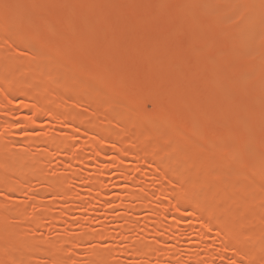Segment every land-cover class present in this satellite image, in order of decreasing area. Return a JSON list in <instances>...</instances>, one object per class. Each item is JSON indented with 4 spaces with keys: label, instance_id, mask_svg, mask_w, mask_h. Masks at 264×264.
Returning a JSON list of instances; mask_svg holds the SVG:
<instances>
[{
    "label": "rangeland",
    "instance_id": "obj_1",
    "mask_svg": "<svg viewBox=\"0 0 264 264\" xmlns=\"http://www.w3.org/2000/svg\"><path fill=\"white\" fill-rule=\"evenodd\" d=\"M0 23V66L27 76L0 83V264H264V0H0ZM47 72L61 92L33 117ZM107 112L113 134L137 125L158 148L96 140ZM206 203L251 223L204 224Z\"/></svg>",
    "mask_w": 264,
    "mask_h": 264
},
{
    "label": "bare ground",
    "instance_id": "obj_2",
    "mask_svg": "<svg viewBox=\"0 0 264 264\" xmlns=\"http://www.w3.org/2000/svg\"><path fill=\"white\" fill-rule=\"evenodd\" d=\"M221 20H222V19H221ZM2 21H3V20H2ZM237 22H238V21H237ZM1 23H2V22H1ZM1 23H0V24H1ZM215 23H216V22H215ZM219 23H221V22H219ZM1 25L3 26L4 23L1 24ZM1 25H0V26H1ZM6 25H7V24H6ZM238 25H239V23H238ZM2 26H1V27H2ZM3 27H4V26H3ZM257 27H258V26H257ZM9 28H10V27H9ZM3 29L5 30V28H3ZM240 29H241V28H240ZM244 29H245V27H244ZM6 30H7V28H6ZM18 30H19V29H18ZM241 30H243V29H241ZM243 31H245V30H243ZM15 32H16V31H15ZM13 33H14V31H13ZM18 33H19V32H18ZM18 35H19V34H18ZM259 42H260V41H259ZM27 44H29V43L27 42ZM259 44H260V43H259ZM29 45H30V44H29ZM28 47H30V46H28ZM31 48H32V46H31ZM40 49H42V48H40ZM43 49H45V48H43ZM38 50H39V49H38ZM45 50H46L47 52H49L47 48H46ZM45 50H40V51H45ZM30 51H31V49H30V50L28 49V52H29V53H31V52L33 53V51H31V52H30ZM40 51H38V53H39ZM34 52H35V51H34ZM29 55H31V54H29ZM49 55H51V54H49ZM40 56H41V55H40ZM31 57H32V56H31ZM41 57H42V56H41ZM27 58H28V56H27ZM32 58H33V57H32ZM35 58H36V57H35ZM7 60H8V59H7ZM7 60L5 61L6 63H7L8 61H10V59H9L8 61H7ZM27 61H28V60H27ZM10 62L12 63V61H10ZM10 62H8L7 64H10ZM15 62H16V61H15ZM21 62H22V61H21ZM29 62H30V61H29ZM6 63L3 62V63L1 64V66H0V67H1V69H0V79H4L5 82H6V83H5V82L3 81V83H2V82H1L2 80H0V83L2 84V87H3V88H4V86H3L4 84H5V86H7L8 84L12 85L10 82H8V81H6V80L10 79L9 77H11V79H13V81H12V83H13V82L15 81V77H14V75H16V74L18 75V77H17V75H16V77L18 78V80H20V81H21V80H22V81L25 80L24 78L27 77V76H26L27 74L25 75L26 77H24L23 75L20 76L19 73H17L18 71H16V69L12 68L13 66H14V67H18V66L21 67L20 64L18 65V64H16V63L13 62L12 64H15V65H12V64H11L10 66L7 65V67H8L7 69H8V73H9V74H7V73H5L4 68H3V66H4ZM18 63H19V62H18ZM23 64H24V63H23ZM16 65H17V66H16ZM25 65H26V64H25ZM27 65H28V64H27ZM4 67L6 68V65H5ZM22 67H23V65H22ZM29 67H30V66H29ZM2 68H3V69H2ZM23 68H24V67H23ZM27 68H28V66H27ZM7 69H5L6 72H7ZM13 69H14V70H13ZM11 70L14 71V72H12ZM25 70H26V68H25ZM9 71H10V72H9ZM33 71H34V70H33ZM33 71H32V72H33ZM47 71H48V70H47ZM19 72H20V71H19ZM30 72H31V71H29V73H30ZM50 72H51V71H50ZM50 72H47V73H49V74H47L46 77H47L48 75L50 76ZM11 73H13V74H11ZM14 73H15V74H14ZM2 74H3L4 76H3ZM31 74H32V73H31ZM31 74H28V75L30 76V77H29V80H30V78H31ZM44 74H45V73H44ZM51 74H52V73H51ZM1 75H2V78H1ZM5 75H6V76H5ZM8 75H9V76H8ZM19 76H20V77H19ZM22 76H23L24 78H23ZM51 76H52V75H51ZM51 76H50V77H51ZM53 77H54V76H53ZM17 78H16V81H17ZM20 78H21V79H20ZM47 78H48V80H47V79H43V80H42L43 82H44L45 80H47V82H48L47 84H44L42 81H40L39 78H38L36 81H34V82H36L37 84H33L34 82L31 83V85L33 84V86H34V88H35V87L39 84V82H42L41 84H39V85L36 87V89H35V90H36V94L33 95V97H30L31 93H30V95H28L29 98H33L32 100H34V101H33V102H34V106H33V108H32V106H31L32 111H33V114H32L33 117L38 116L39 113H40L41 111L44 110V109L41 107V105H40L41 103H40L39 101L42 99L41 102L43 103V101L45 100V99L43 100V98H46V95H45L46 93H47V95H48V97H47L48 100H49L50 96H51L53 93H54V96H55V92H53V91L56 90V86H55V88H54V87H52L53 85H48V84H51V82H52V83H55V81H54V82H53V81H50V83H49V80H51V78H50V79H49V77H47ZM26 80H27V83L29 82V84H30L31 80L28 81V78H27ZM10 81H11V80H10ZM20 81H19V84H21ZM7 82H8V83H7ZM15 83H18V82H14L13 85H12L13 87L18 85V84H15ZM22 83H25V81H23ZM22 85H23V87H22ZM22 85H20V88H19L17 91H21V92H23V91L25 90V88H26V87L24 88L25 85H24V84H22ZM35 85H36V86H35ZM55 85H56V84H55ZM27 86H28V85H27ZM92 86H93V85H92ZM92 86L90 85L91 88H90V87H88V88H90V90H92ZM0 87H1V86H0ZM2 87H1V88H2ZM31 87H32V86H31ZM31 87H30V88H31ZM95 87H96V86H95ZM15 88H16V87H15ZM53 88H54V89H53ZM21 89H22V90H21ZM95 89H96V88H94V92H95ZM11 90H12V87H11V89H9V91H10L9 95L12 94V92H13V93H14V92H17V91H12V92H11ZM51 90H53V91H51ZM96 90H98V89H96ZM49 91H50L52 94H49V93H50ZM56 91H57V90H56ZM78 91H79V90H78ZM7 92H8V89H7ZM57 92H59V90H58ZM60 92H61V91H60ZM60 92H59V93H60ZM75 92H76V91H75ZM75 92H74V93H75ZM85 92H86V91H85ZM17 93H19V92H17ZM17 93H15V94L17 95ZM24 93H27V91L24 92ZM24 93H21V94H24ZM28 93H29V92H28ZM76 93H77V92H76ZM78 93H79V92H78ZM87 93H88V92H87ZM87 93H86V94H87ZM41 94H42V96H41ZM81 94H82V93H81ZM84 94H85V93H84ZM88 94H89V93H88ZM91 94H93V93H91ZM97 94H98V93H97ZM6 95H7V93H6ZM59 95H60V94H59ZM59 95H57V96L61 99V97H60ZM64 95H65L64 97H66V95L68 96V95H70V94H69V93H68V94L65 93ZM71 95H72V94H71ZM75 95H76V94H75ZM77 95H78V94H77ZM94 95H95V94H94ZM11 96H12V95H11ZM24 96H25V95H24ZM31 96H32V95H31ZM91 96H92V95H91ZM106 96H107V95H106ZM41 97H42V98H41ZM58 97H57V98H58ZM68 97L70 98V96H68ZM68 97H66V98L68 99ZM75 97H76V99L73 97V99H74L73 101H75V100H81V99L84 98V97H81V99H80V98H79V97H80L79 95H78V97H77V96H75ZM66 98H63V97H62V99H66ZM78 98H79V99H78ZM85 98H86V99H85ZM85 98H84L83 100H81V101L86 100V101H84V102H85V104H86V103L88 104V103L90 102V100H91V99H90V98H91L90 95H89V97H88V96H85ZM92 98H93V97H92ZM106 98H107V97H106ZM67 99H66L65 101H67ZM70 100L72 101L71 98H70ZM46 101H47V100H46ZM73 101H72V102H73ZM4 102H5V101L2 102V106H3V103H4ZM63 102H64V101H63ZM111 102H112V101H111ZM111 102H110V103H111ZM38 103H39V104H38ZM45 103H46V102H45ZM48 103H49V102H48ZM110 103H108V104H110ZM67 104H68V102H67ZM73 104H74V103H73ZM69 105H70V103H69ZM89 105H90V104L87 105L88 108H89ZM71 106H72V105H71ZM107 107H108V106H107ZM110 108H111V107H110ZM112 108H113V107H112ZM69 109H70V108H69ZM72 110H74V109L72 108ZM132 110H133V109H132ZM32 111H31V112H32ZM106 111H108V110H106ZM106 111H104V112L106 113ZM109 111L111 112V110H109ZM122 111H123V110H122ZM58 112H59V111H58ZM65 112H67L66 114H68V110H67V111H65V110L63 111V113H65ZM70 112H71V111L69 110V113H70ZM72 112H73V111H72ZM112 112H113V110H112ZM116 112H117V110H116ZM118 112H119V111H118ZM120 112H121V111H120ZM130 112H131V111H130ZM52 113H53V114H56V115H59V114H57V112H56V113L52 112ZM105 113H103L104 116L102 115L103 118L101 117V120H102V121H100V122H102L101 124L106 123V121H108V119L111 118V117L108 118V117L111 115V113H110V115H108V112H107V115H105ZM114 113H115V112H114ZM128 113H129V112H128ZM128 113H127V114H128ZM60 114H61V113H60ZM71 114H72V113H71ZM117 114H118V113H117ZM117 114H116V115H117ZM123 114H124V113H123ZM123 114H122V115H123ZM133 114H135V117L138 118V116L136 115L137 112L134 111V113H132V115H131V120H133V118H134ZM34 115H35V116H34ZM118 115H119V114H118ZM122 115H121V117L124 116V115H123V116H122ZM129 115H130V114H129ZM106 116H107V117H106ZM111 116H112V115H111ZM68 117H69V116H68ZM75 117H76V116H75ZM150 117H151V116H150ZM73 118H74V116H73ZM73 118H72V119H73ZM77 118L81 120V118H79V116H78ZM105 118H106V121L103 120V119H105ZM112 118H113V117H112ZM112 118H111V119H112ZM151 118H152V117H151ZM78 119H77V120H78ZM134 119H135V118H134ZM153 119H154V118H153ZM75 120H76V119H75ZM77 120H76V122H77ZM80 120H79V121H80ZM86 120H87V119H86ZM139 120H140V116H139ZM147 120L150 121L151 119H147ZM73 121H74V119H73ZM79 121H78V122H79ZM82 121H84V119H83ZM82 121H80V122H82ZM104 121H105V122H104ZM134 121H136V119H135ZM149 121H148V122H149ZM151 121H152V120H151ZM151 121H150V122H151ZM80 122H79V123H80ZM118 122H119V121H118ZM118 122H117V124H119ZM120 122H121V121H120ZM132 122H133V121H132ZM135 123H136V122H135ZM135 123H132V124H135ZM82 124H84V122H82ZM78 125H79V124H78ZM104 125L107 127V129L105 130V133H107V136L109 135V137H105L106 135H105L104 131H102L103 128L105 129V126L103 127L102 125H100V126H99L100 129L98 128V131L100 130L101 132L97 133V135H99V136L95 137L96 140H100V139L105 140L106 138H107V140H112L114 137L117 138V139H118V138H121V137H125V135L119 137L120 135H123V134H124V133H123V130H124V129L122 130V127L125 128V126H121V124L117 125L116 128H118V132H117V129L115 128L117 133H116V134H113V133H115V131H114V132H113V131L111 132V130H110L111 128L109 129L108 126H107V124H104ZM122 125H123V122H122ZM135 125H136V124H135ZM101 126H102V128H101ZM131 126H132V125H131ZM132 127H133V126H132ZM132 127H130V129H125V131H128V130L130 131ZM136 127H137V125H136ZM136 127H134V129L132 128V130H131L132 132L130 131L131 133L129 134L130 138H132L133 140H132V139H129V138H128L129 136H127V137L124 138V139L128 138V139L130 140V142H128V143H130V145H128V143L125 144L126 148H125V146H124L123 150H122V148L119 147V148H120L119 150L121 151V154L124 153V154H126V155H129V154H130V149H132L133 147H135L136 143H138V146H137V147H140L138 151H140V149H141V152H142L143 149H145L146 152H148L147 150H148L150 147H151V148H150L151 150H152V148L154 149L153 146H155V148H158V147H156L157 145H153V146H151L153 142H154V143L157 142V141L155 142L154 140H153L152 143H150V142H151V140H150V141H149L150 144H148V145H149V146H148L147 143L145 142L146 139H147L145 136H147V135H146V134H141V133L138 131V129H136ZM128 128H129V127H128ZM115 129H114V130H115ZM107 130L110 131V132H107ZM133 130H134V131H133ZM138 132L140 133V137L137 135ZM120 133H123V134H120ZM139 133H138V134H139ZM125 134L128 135L127 133H125ZM168 134H170V133H168ZM171 134H172V133H171ZM171 134H170V135H171ZM94 135H95V134H94ZM111 135H113V136H111ZM142 135H143V136H142ZM166 135H167V134H166ZM110 136L113 137V138H110ZM116 136H118V137H116ZM134 136H135V137H134ZM168 136H169V135H168ZM144 137H145V138H144ZM166 137H167V136H166ZM97 138H98V139H97ZM109 138H110V139H109ZM135 138H136V139H135ZM140 138H141V139H140ZM142 138H144V139H143L144 141L142 140ZM148 138H149V136H148ZM152 138H153V137H152ZM152 138H151V139H152ZM170 138H171V137H170ZM170 138H169V139H170ZM50 139H51V138H50ZM117 139H114V140H116V142H117V141H118ZM124 139L122 138L123 142L126 143V142H125L126 140L124 141ZM128 139H127V141H128ZM149 139H150V138H149ZM166 139H167V138H166ZM166 139H165V140H166ZM114 140H112V141L114 142ZM120 140H121V139H119V142H120ZM135 140H136V141H135ZM140 140H142V141H140ZM178 140H179V139H178ZM181 140H183V139L181 138ZM45 141H46V140H43V143H44ZM52 141H53V140L51 139V142H52ZM133 141H135V142H133ZM51 142H49V140H47V143L45 142L46 144H44V145H45V146H46V145H47V146H50L51 144H53V143H51ZM123 142H120V144H121V143L123 144ZM147 142H148V139H147ZM166 142H167V141H166ZM142 143H143L144 145H143ZM145 143H146V144H145ZM154 143H153V144H154ZM167 143H168V142H167ZM183 143H186V142L183 141ZM49 144H50V145H49ZM92 144H93V145H91V146L93 147V146H94V143H92ZM133 144H135V145H133ZM140 144H141V145H140ZM156 144H157V143H156ZM142 145H143V146H142ZM176 145H177V144H176ZM176 145H175V146H176ZM47 146H46V147H47ZM120 146H121V145H120ZM127 146H128V147H127ZM144 146H145L146 148H145ZM165 146H166V145H165ZM167 146H168V145H167ZM94 147H95V146H94ZM94 147H93V148H94ZM142 147H144V148L142 149ZM179 147H180V146H179ZM129 148H130V149H129ZM163 148H164V147L162 146L161 149H163ZM176 148H177V147H176ZM134 149L137 150V148H134ZM117 150H118V149H117ZM145 150H144V151H145ZM164 150L166 151L165 148H164ZM120 151H119V153H120ZM132 152H133V150H132ZM141 152L139 153L140 155H138V154L135 153V151H134V152H133V153L135 154L134 157H138V156L140 157V156H142V155L145 153V152H144V153H143V152L141 153ZM149 152L151 153L150 150H149ZM133 153H132V154H133ZM136 154H137V155H136ZM145 156H146V155H145ZM145 156H144V157H145ZM139 157H138V158H139ZM146 157L151 158L149 153H148V156H146ZM202 161H203V160H202ZM202 161H201V163H200V162H198V163L202 164V163H203ZM204 161H207V160L205 159ZM204 163H208V161H207V162H204ZM204 163H203V164H204ZM157 164H158L159 167H162L161 164L158 162V160H157ZM159 164H160V165H159ZM203 164H202V165H203ZM196 165H197V163H196ZM202 165H201V166H202ZM208 165H209V164H208ZM168 166H169V167H168ZM168 166H167V167H168L167 169L170 168V165H169V164H168ZM197 166H198V165H197ZM203 166H204V165H203ZM205 166H206V164H205ZM172 169L174 170V168H172ZM172 169L170 168L168 171H169V172H173ZM179 169H180V168H179ZM181 169H182V168H181ZM170 170H171V171H170ZM176 170H177V169H176ZM166 171H167V170H166ZM181 171H182L183 174H184L183 169L180 170V172H181ZM174 172H175V171H174ZM174 172H173V173H174ZM176 172H178V171H176ZM180 172H178V173H180ZM182 172H181V173H182ZM166 173L168 174V172H166ZM173 173H171V174H172L171 178L173 177ZM206 173H208V170H207ZM171 174H168V175H169V178H170V175H171ZM183 174H179V175H183ZM168 175H167V176H168ZM174 175H175V177H177V180H176V178H175V179L173 178L172 180L179 181V180H178V179H179L178 174H174ZM210 175H211V174H210ZM210 175H209V176H210ZM183 176H185V177H182V176H181V178H185V179H183L182 182L184 181L185 184L187 183V187L190 186L191 188H194V186H193V187L191 186V185H194V183H193L194 180H193V182H192V180L187 181L188 179H187L186 175H183ZM204 176H205V175H204ZM181 178H180V179H181ZM205 178H206V177H205ZM205 178H201V177H200V178L195 182V185L197 186V184H198L197 188H198V187L201 188V186L204 185V188L208 191L210 188H209L208 186H206V185H208L209 182H210V185H211V180H212V179H210V178H211V177H210V178H209L210 181H209V179H207V178L205 179ZM185 180H186V181H185ZM195 180H196V178H195ZM206 180H207V182H208L207 184H206ZM219 180L221 181L222 179H219ZM219 180L216 181V182H217L216 184L219 185V183H221V185H222L223 181L220 182ZM190 182H191L192 184H191ZM214 182H215V181H213V183H214ZM179 183H180V181H179ZM189 183H190V184H189ZM196 183H197V184H196ZM213 183H212V184H213ZM182 184H183V183H182ZM223 184H224V183H223ZM199 185H201V186H199ZM196 186H195V188H196ZM212 186L215 187L216 185L213 184ZM223 186H225V184H224ZM185 187H186V185H185ZM207 187H208V188H207ZM217 187H219V186H217ZM217 187H215L216 190L220 189V188L217 189ZM183 188H184V187H183ZM181 189H182V186H181ZM188 189H189V188H188ZM188 189H187V190H188ZM201 189H202V191H203V187H202ZM201 189H200V190H201ZM213 189H214V188H212V190H213ZM242 190H243V189H242ZM242 190H241V191H242ZM183 191H185V190L183 189ZM209 191H211V190H209ZM244 191H245V192H244ZM203 192H206V191H203ZM203 192H201V193H203ZM236 192H237V191H236ZM246 192H247L246 190H243V191H242V193H246ZM181 193H182V194L177 193V194H180V195H181V196H180V199L178 198V195H177L178 200L175 198V199L177 200V203H181L180 201H183L186 197H187V200H189V198L191 199V198L193 197L191 200H189V202L191 201L190 203L193 204V206H194V203H192V201L194 202V201L196 200V199H195V196H194V195L192 196L191 194H189V193H187V192L185 193V192H182V191H181ZM208 193H209V192H208ZM170 194H171V192H170ZM185 194H186V195H185ZM199 194H200V193H199ZM210 194H214V193L211 191ZM231 194H234V196H235V193H231ZM246 194H247V193H246ZM167 195H168V197H169V194H167ZM189 195H190V197H188ZM195 195H196V198L199 197L198 194H195ZM197 195H198V196H197ZM223 195H224V193H223L222 195H220V196L222 197ZM236 195H237V194H236ZM140 196H141V195H140ZM140 196H137V197L140 198ZM171 196H172V194H171ZM173 196H174V194H173ZM184 196H185V197H184ZM220 196H219V198H220ZM225 196H227V195H225ZM135 197H136V194H135ZM143 197L146 198L147 195L145 194V195H142V196H141V200H143L142 202L145 201V199H144ZM216 197H218V195H217ZM230 197H231V196H230ZM230 197L227 196V197H224V198H227V200H228V198H229V199L231 200ZM172 198H173V197H172ZM219 198H218V199L213 198V199L216 200V203H215L216 205H217V202L219 201ZM222 198H223V197H222ZM235 198H237V196H235ZM235 198H232V199L235 200ZM238 198H239V197H238ZM173 199H174V198H173ZM193 199H194V200H193ZM213 199H210L209 202H211V200H213ZM179 200H180V201H179ZM198 200H199V199H198ZM215 200H214V201H215ZM217 200H218V201H217ZM220 200H221V198H220ZM230 200H228V201H230ZM178 201H179V202H178ZM224 201H225V200H224ZM197 202H198V201H197ZM220 202H221V201H219L218 203H220ZM198 203H199V202H198ZM211 203H212V202H211ZM226 203H227V201H226ZM226 203H225V204H226ZM174 204H175V203H174ZM181 204H182V203H181ZM181 204H180V205H181ZM191 204H190V206H191ZM209 204H210V203H209ZM177 205H179V204H176V206H177ZM196 205H197V204H196ZM196 205H195V208H196ZM198 205H199V204H198ZM207 205H208V204L206 203L205 206H206V208H207L209 211H206V212H205L206 208H203V210L201 209V210H202V214H201V215L199 214V216H198V214H196V217H197V218L200 217V219L204 222V224H205V223H209V224L214 223V225L219 224V226L222 228L223 231H225V232H227V233H234L236 230L234 229L235 231H233V229H232V227H233L232 225H233V224H232V223H229V221H228L229 219H227V218H230V217L232 216V217H231V220H232V218L235 216V217H234V218H235V219H234V220H235V223H236V222H237L236 224L239 223V224H238V227H240V229H242V228H241V225H242V227H243V224H241V222H240L241 220H240V219H242V221H243V223H244V226L246 225L247 220H249L250 223H251V219H248V218H250L249 216H251L252 213H250V215H249L248 217H245V215H243L244 211H242L241 209H238V210H240V214L243 212V213H242L243 217H241V215H240V217H239V214H237L238 217H239V219H238V218H237V215H231V214H230L231 216L229 215L230 217H227V216H228V214H227V212H226L227 207H223V210H224V211L222 210L221 213H220V212H218V210H221L220 208H222V207H219V209H218V208H217L218 206H215V205H213V204H212V206H211V204L208 205V206H207ZM219 205H224V203H222V204L220 203ZM200 206H201V205H200ZM200 206H199V208H200ZM203 207H204V206H203ZM208 207H209V208H208ZM175 208H176V207H175ZM224 208H226V210H225ZM191 209H192V208H191ZM217 209H218V210H217ZM235 210H236V209H235ZM196 211H198V207L196 208L195 212H196ZM199 211H200V210H199ZM227 211H229V210H227ZM241 211H242V212H241ZM248 211H249V210H248ZM195 212H194V213H195ZM203 212H205V213H203ZM217 212H218V213H217ZM223 212H224V215H222ZM235 212H236V211H235ZM235 212H234V213H235ZM249 212H250V211H249ZM206 213H207V215L204 216V214H206ZM225 213L227 214V216H226L227 218H226V219H223V218H222V220H220L219 215H220V216L222 215V216L224 217V216L226 215ZM229 213H230V212H229ZM234 213H233V214H234ZM236 213H237V212H236ZM238 213H239V211H238ZM246 213H247L246 215L249 214L247 211H246ZM194 216H195V215H194ZM217 216H218V217H217ZM255 217H257V216H256V215L253 216V218H255ZM224 218H225V217H224ZM253 218H252V221H253ZM218 219H219L220 221H219ZM245 219H246V220H245ZM256 219H258V217L255 218L254 220H256ZM236 220H238L239 222L236 221ZM249 221H248L247 224H249ZM203 222H202V223H203ZM230 222H231V221H230ZM232 222H233V221H232ZM215 223H216V224H215ZM235 223H234V224H235ZM229 224H232V225L230 226ZM239 225H240V226H239ZM217 226H218V225H217ZM243 230H244V229H243ZM241 231H242V230H241ZM253 231H255V230H252V233H253ZM242 232H243V231H242ZM248 232H249L248 235H250L251 231H248ZM236 233H237V232H236ZM245 233H246V234H244V233H242V234H243V235H247V232H245ZM238 234H239V232H238ZM254 235H255V234H254ZM237 236H238V235H236V237H237ZM230 237L235 238V237L233 236V234H232ZM238 238H239V239H232V240L230 239V241H232V242L234 241V242H233L234 244H233V243H232V245L229 244L230 247H231V249L234 250V252H235V249L238 250V248L235 246V244L238 243L237 240H238L239 242L241 241L239 236H238ZM229 243H230V242H229ZM240 243H241V242H240ZM240 243H238L237 246H238V245L241 246L242 243H241V244H240ZM254 244H256V243H254ZM254 244H253V246H254ZM229 245H228V246H229ZM245 246H246V245H245ZM249 246H250V245H249ZM257 246H258V245H257ZM230 247H229V248H230ZM239 249H242V248L239 247ZM243 250H244V249H243ZM238 251H239V250H238ZM244 251H245V254H248V255H249L248 252H249L250 250H249V251L244 250ZM252 251H253V250H252ZM252 251H250V253H252V254H254V253L256 252L255 250L253 251L254 253H253ZM236 252H237V251H236ZM246 252H247V253H246ZM237 254H238V252H237ZM243 254H244V253H243ZM243 254H242V255H243ZM245 254H244V257H241V259H242V258H245V257L248 259V255L246 256ZM257 254H259V253L256 252L254 255H257ZM238 255H240V254H238ZM242 255H241V256H242ZM259 255H260V254H259ZM262 256H264V255H262ZM262 256L260 255V257H262ZM250 257H251V256H250ZM250 257H249V259H252V258H250ZM258 257H259V256H258ZM258 257L255 256V258H258ZM245 261L247 262V260H245ZM252 261H253V260H252ZM252 261L250 260V262H252ZM258 261H261V260L259 259ZM262 261H264V259H262ZM262 261H261V262H262ZM250 262H248V263H250Z\"/></svg>",
    "mask_w": 264,
    "mask_h": 264
}]
</instances>
